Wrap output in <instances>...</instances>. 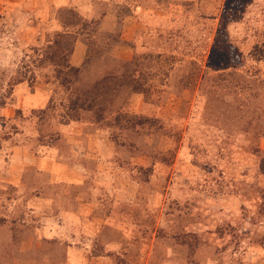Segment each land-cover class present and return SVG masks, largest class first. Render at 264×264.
I'll return each mask as SVG.
<instances>
[{"label": "rangeland", "instance_id": "1", "mask_svg": "<svg viewBox=\"0 0 264 264\" xmlns=\"http://www.w3.org/2000/svg\"><path fill=\"white\" fill-rule=\"evenodd\" d=\"M0 264H264V0H0Z\"/></svg>", "mask_w": 264, "mask_h": 264}, {"label": "crops", "instance_id": "2", "mask_svg": "<svg viewBox=\"0 0 264 264\" xmlns=\"http://www.w3.org/2000/svg\"><path fill=\"white\" fill-rule=\"evenodd\" d=\"M111 202V201H110ZM84 224H86V222L84 223ZM88 228H90V226H87Z\"/></svg>", "mask_w": 264, "mask_h": 264}]
</instances>
